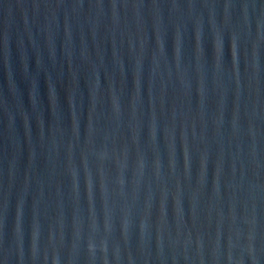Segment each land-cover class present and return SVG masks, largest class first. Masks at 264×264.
<instances>
[{
  "label": "water",
  "instance_id": "95a60500",
  "mask_svg": "<svg viewBox=\"0 0 264 264\" xmlns=\"http://www.w3.org/2000/svg\"><path fill=\"white\" fill-rule=\"evenodd\" d=\"M0 264H264V0H0Z\"/></svg>",
  "mask_w": 264,
  "mask_h": 264
}]
</instances>
